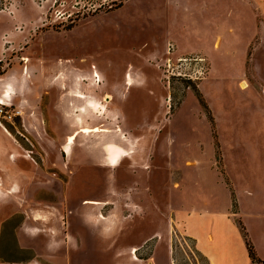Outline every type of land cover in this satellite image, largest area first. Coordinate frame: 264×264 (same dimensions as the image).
<instances>
[{
  "label": "rangeland",
  "instance_id": "rangeland-1",
  "mask_svg": "<svg viewBox=\"0 0 264 264\" xmlns=\"http://www.w3.org/2000/svg\"><path fill=\"white\" fill-rule=\"evenodd\" d=\"M0 47V264H208L185 227L224 209L227 124L264 83L240 2L0 0Z\"/></svg>",
  "mask_w": 264,
  "mask_h": 264
},
{
  "label": "crops",
  "instance_id": "crops-1",
  "mask_svg": "<svg viewBox=\"0 0 264 264\" xmlns=\"http://www.w3.org/2000/svg\"><path fill=\"white\" fill-rule=\"evenodd\" d=\"M238 1L241 4L242 40L250 45L255 42L259 44L255 59L261 61L263 66L260 69L264 72V0ZM231 31L230 29L229 34H232ZM12 40L20 43V38L17 42ZM221 40L218 36L216 42ZM247 55L249 56V51ZM16 73L20 77V73ZM0 78L4 81L7 76ZM242 83L241 87L246 89L248 84L246 83L244 88ZM253 83V93L250 95L248 91L246 94L250 101L241 108L239 115L232 114L234 117L227 124L224 145L225 177L222 179L216 176L217 190L215 189L216 193L213 194V200L217 201L220 195L218 189L221 191L220 198L221 201L223 198L224 209L215 215L207 211L200 213L197 224L192 226V232L190 228L185 227L186 233L193 237L197 251L208 259V264H254L249 256L240 224L244 227L258 260L264 264V83L257 79ZM16 91L20 92V83ZM205 223H208L209 227H206ZM203 228H210L205 242L213 243L216 238L222 241L224 236L233 240L225 263L215 260L214 250H207L205 242L199 236ZM28 232L33 233L31 229Z\"/></svg>",
  "mask_w": 264,
  "mask_h": 264
},
{
  "label": "trees",
  "instance_id": "trees-1",
  "mask_svg": "<svg viewBox=\"0 0 264 264\" xmlns=\"http://www.w3.org/2000/svg\"><path fill=\"white\" fill-rule=\"evenodd\" d=\"M240 226H241V229H242V233H243V235H244V238H245V240H246L247 247H248V250H249V256H250L252 262H253L254 264H262V263L258 260V258H257V256H256V253H255V251H254V249H253V247H252L250 241H249L248 238H247V234H246V232H245V230H244V227L242 226V224H240Z\"/></svg>",
  "mask_w": 264,
  "mask_h": 264
},
{
  "label": "bare ground",
  "instance_id": "bare-ground-1",
  "mask_svg": "<svg viewBox=\"0 0 264 264\" xmlns=\"http://www.w3.org/2000/svg\"><path fill=\"white\" fill-rule=\"evenodd\" d=\"M246 86H247V84L245 82L244 85H243V87L246 88ZM111 99H112V96L111 95H107L106 98H105V100L107 102H110ZM77 137H78V134H75L74 136L70 137L68 144H70V145L74 144L75 141L77 140ZM92 203L93 204H99V202H92Z\"/></svg>",
  "mask_w": 264,
  "mask_h": 264
},
{
  "label": "flooded vegetation",
  "instance_id": "flooded-vegetation-1",
  "mask_svg": "<svg viewBox=\"0 0 264 264\" xmlns=\"http://www.w3.org/2000/svg\"><path fill=\"white\" fill-rule=\"evenodd\" d=\"M64 151V150H63Z\"/></svg>",
  "mask_w": 264,
  "mask_h": 264
}]
</instances>
